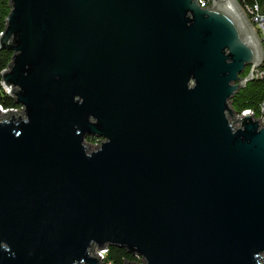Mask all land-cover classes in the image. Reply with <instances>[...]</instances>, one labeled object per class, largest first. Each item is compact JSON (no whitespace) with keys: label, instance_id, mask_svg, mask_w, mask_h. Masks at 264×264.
Returning <instances> with one entry per match:
<instances>
[{"label":"water","instance_id":"water-1","mask_svg":"<svg viewBox=\"0 0 264 264\" xmlns=\"http://www.w3.org/2000/svg\"><path fill=\"white\" fill-rule=\"evenodd\" d=\"M8 4L1 84L23 110L0 107V264H103L113 245L264 264V124L230 105L264 47L239 2Z\"/></svg>","mask_w":264,"mask_h":264},{"label":"trees","instance_id":"trees-1","mask_svg":"<svg viewBox=\"0 0 264 264\" xmlns=\"http://www.w3.org/2000/svg\"><path fill=\"white\" fill-rule=\"evenodd\" d=\"M242 9L247 12L249 17L251 8L255 3L258 4L261 14L264 16V0H237ZM12 7L9 6L8 0H0V33L3 32L7 19H5ZM13 52L8 49H0V106L7 110L19 109L20 105H17L14 101V97H11L9 93H5L2 86V71L7 67V63L12 61ZM264 59V58H263ZM260 68L264 70V60L260 64ZM249 67L245 68L243 76L248 74ZM231 108L242 114L247 109L253 110L255 117L259 118L260 115L264 117V77H258L246 82V87H242L235 91L231 97ZM88 141L94 142L96 140L88 138ZM97 142V141H96ZM102 262L105 264H124L125 261H134L139 259L136 256L129 254L124 248H119L117 245L109 246L104 252ZM123 259H126L125 261Z\"/></svg>","mask_w":264,"mask_h":264},{"label":"built area","instance_id":"built-area-1","mask_svg":"<svg viewBox=\"0 0 264 264\" xmlns=\"http://www.w3.org/2000/svg\"><path fill=\"white\" fill-rule=\"evenodd\" d=\"M211 3H212V0H199V6L201 8H205V6L210 5ZM249 12H250V15L249 17L247 15V17L249 21H251V23L253 24L254 26L253 28L255 29L256 33L259 34L261 44L264 47V16L261 14L260 8L258 7L257 3H255L251 8H249ZM263 58H264V52H263ZM251 68L252 66L249 67L248 74L250 73ZM253 72H254V75H256V78L264 77V70L260 68V64L253 68ZM7 109H11V108H7ZM13 110H18V109H13ZM261 119L264 120V117L261 116L260 120ZM104 252L105 251L103 250L100 255H103ZM103 257L104 255L102 256V258Z\"/></svg>","mask_w":264,"mask_h":264},{"label":"rangeland","instance_id":"rangeland-1","mask_svg":"<svg viewBox=\"0 0 264 264\" xmlns=\"http://www.w3.org/2000/svg\"><path fill=\"white\" fill-rule=\"evenodd\" d=\"M2 110L3 111H5L6 109H3L2 108ZM23 110V107L21 106V107H19V109L17 110V111H22ZM229 120L230 121H233V119L230 117L229 118ZM261 122L264 124V120L263 119H261ZM236 124H239V123H237V122H235ZM86 142H88V145L90 146V148L91 149H94L95 147H97L98 145H100L101 144V141H99V140H97V142L96 141H94V142H90V141H88L87 139H86ZM94 251L95 252H97L98 254H101V252H102V250L100 251V250H98L97 248H95L94 249ZM91 255H93V252H91ZM94 256V255H93ZM137 257V256H136ZM138 258L139 259H136V260H134V261H132V262H134L135 264H141V263H143V256H138ZM103 260V258L101 259V261ZM100 261V262H101ZM103 263V262H102ZM103 264H105V263H103Z\"/></svg>","mask_w":264,"mask_h":264},{"label":"flooded vegetation","instance_id":"flooded-vegetation-1","mask_svg":"<svg viewBox=\"0 0 264 264\" xmlns=\"http://www.w3.org/2000/svg\"><path fill=\"white\" fill-rule=\"evenodd\" d=\"M88 138H90V139H94V140H96V141L99 140V141L103 142V141H102L103 139L100 138L99 136H96V137H95V136H94V137H87V140H88Z\"/></svg>","mask_w":264,"mask_h":264}]
</instances>
